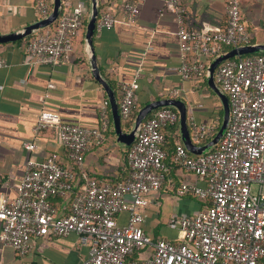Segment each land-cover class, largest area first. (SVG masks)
Masks as SVG:
<instances>
[{"label":"built area","instance_id":"1","mask_svg":"<svg viewBox=\"0 0 264 264\" xmlns=\"http://www.w3.org/2000/svg\"><path fill=\"white\" fill-rule=\"evenodd\" d=\"M140 1L122 4L128 23L136 22ZM162 1L178 22V71L183 79L203 78L210 59L224 52L223 46L251 43L252 35L241 15L242 0H225L223 28L203 29L185 27L180 0ZM50 4L52 0H36L38 19L51 11ZM85 18L80 7L63 6L53 30L43 28L26 41L31 62L57 65L65 61ZM115 20L110 10L102 12L96 30L111 28ZM5 65L0 55V67ZM214 77L230 103L228 125L215 147L191 154L178 142L168 160L163 129L175 125L179 115L170 106L156 108L127 148L128 177L113 184L86 178L83 191L74 195L70 211L63 215L51 197L71 190V173L54 155L29 159L15 196L0 198V240L26 254L33 237L76 233L79 243L88 246V254L78 264H264V53L227 58L217 66ZM138 86L136 79L120 83L122 119L132 115ZM106 110L102 106L101 125L87 126L64 121L56 112L43 109L34 129H56L70 160L81 167L87 148L105 140ZM190 122L196 142L214 133L213 125L196 124L191 116ZM23 147L33 150L36 144L24 141ZM173 166L203 181L202 185L183 181L177 192L209 204L191 214H172L168 225L177 231V238L154 241L142 227L141 209L148 203L145 194L158 191ZM124 211L127 220L119 223L117 215ZM148 246L152 247L149 255L131 258Z\"/></svg>","mask_w":264,"mask_h":264},{"label":"crops","instance_id":"2","mask_svg":"<svg viewBox=\"0 0 264 264\" xmlns=\"http://www.w3.org/2000/svg\"><path fill=\"white\" fill-rule=\"evenodd\" d=\"M98 1V17L110 10L116 18L111 28L95 29L93 48L101 74L116 93L118 108L120 83L136 79L139 85L135 91L137 111L156 99H181L186 104V123L192 142L196 145L208 142L220 126L222 102L208 83V68L203 78L181 77L178 71L181 62L176 34L178 22L174 12L162 0H142L136 22L128 23L122 10V4L127 0ZM180 3L186 28L225 26V0H180ZM63 6L80 7L86 12L87 22L90 0H63ZM241 15L252 35V43H264V0H242ZM37 19L36 0H0V34L22 29ZM25 40L0 43V55L6 59V65L0 67V198L15 196L29 159L41 160L54 155L72 175L71 190L51 197L52 204L63 215L70 211L74 195L83 191L86 178L113 184L128 177L126 153L129 146L118 140L108 95L92 73L85 29L76 37L67 59L57 65L31 62L25 51ZM190 58H194L193 55ZM173 90L177 93L171 94ZM104 105L108 120L105 140L87 148L81 167L70 160L56 129H34L43 109L56 112L67 122L99 126ZM190 116L196 124L213 125L214 133L196 142ZM132 122L121 118L125 131L130 129ZM164 132V149L169 160L176 143L185 146L180 115L175 125L164 127ZM24 141L34 142L36 148H24ZM183 181L203 184L193 173L173 166L161 188L145 194L148 203L141 209L144 216L142 227L154 241L177 238V231L168 225L172 214H191L202 207L200 199L177 192ZM117 220L126 222L127 212L119 213ZM151 251L152 247H145L131 258H144ZM87 254L88 246L79 243L76 233L33 237L32 248L26 254L18 253L0 240V264H78Z\"/></svg>","mask_w":264,"mask_h":264},{"label":"water","instance_id":"3","mask_svg":"<svg viewBox=\"0 0 264 264\" xmlns=\"http://www.w3.org/2000/svg\"><path fill=\"white\" fill-rule=\"evenodd\" d=\"M62 9H63V0H52L51 11L46 16L37 19L36 21L24 26L22 29H19L17 31L0 34V43L23 39L43 28L48 27L49 25L57 21L59 15L62 12ZM98 15H99V1L90 0V8L85 26V43L89 54L88 59L92 73L94 77L97 79V81H99V83L104 87L108 95V99L111 105L114 128L118 140L126 144L127 146H130L137 137L140 128L142 126V123L144 119L147 117V115L156 108L163 106H170V107H175L179 111L182 139L184 141L186 148L190 152L200 154L215 147V145L220 140L226 126L228 125L230 118L229 98L228 95L221 89V87L218 85V83L215 80L214 75L216 68L223 60L227 58L250 54V53H264V43L251 42L248 44L234 46L228 49L227 51L221 52L215 57H213V59L211 60L208 66L207 79L210 87L213 89L215 93L218 94L219 98L221 99L223 115L220 126L213 135V137L205 144L196 145L195 143L192 142L188 133L187 123H186V114H187L186 104L181 99H177L173 97L160 98L146 103L144 106L138 109L130 129L128 131H125L122 128L116 93L112 88V86L110 85V83L107 81V79L101 74L99 67L97 65L96 55L94 54L93 35L96 29V21Z\"/></svg>","mask_w":264,"mask_h":264},{"label":"trees","instance_id":"4","mask_svg":"<svg viewBox=\"0 0 264 264\" xmlns=\"http://www.w3.org/2000/svg\"><path fill=\"white\" fill-rule=\"evenodd\" d=\"M101 4H100V8H101ZM52 7V5L50 4V8ZM101 11V10H100ZM57 22L58 21H55L54 23H52L51 25H49L48 27H46L45 29L47 30H53L54 28H55V26L57 25ZM85 25H86V20H84V24H83V26L81 27V29H80V31L78 32V34L75 36V38L73 39V45H74V41H75V39H76V37L80 34V32H81V30H83L84 31V29H85ZM248 28V27H247ZM83 33V32H82ZM29 38L30 37H26L25 39V43H26V41L27 40H29ZM23 39H20V40H18L19 42L20 41H22ZM251 42H253V38L251 39ZM230 47L229 46H223L222 47V49H221V51H227L228 49H229ZM136 112H137V108L136 107H134V109H133V111H132V115H131V117H130V119H128V122L129 123H131V121L133 120V118H134V116H135V114H136ZM153 112V111H152ZM152 112H150L148 115H147V117L144 119V120H146L151 114H152ZM223 112H222V109L220 110V114H222ZM163 132H164V129H163ZM105 133V136H106V131L104 132ZM164 134H165V132H164ZM165 137H166V135H165ZM195 197V196H194ZM206 204H209V203H207V202H204V201H202V207L201 208H203Z\"/></svg>","mask_w":264,"mask_h":264},{"label":"rangeland","instance_id":"5","mask_svg":"<svg viewBox=\"0 0 264 264\" xmlns=\"http://www.w3.org/2000/svg\"><path fill=\"white\" fill-rule=\"evenodd\" d=\"M129 124V123H128Z\"/></svg>","mask_w":264,"mask_h":264}]
</instances>
